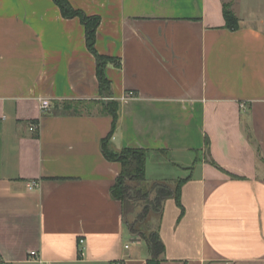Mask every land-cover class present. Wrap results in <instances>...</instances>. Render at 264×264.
I'll use <instances>...</instances> for the list:
<instances>
[{
  "label": "crops",
  "instance_id": "1",
  "mask_svg": "<svg viewBox=\"0 0 264 264\" xmlns=\"http://www.w3.org/2000/svg\"><path fill=\"white\" fill-rule=\"evenodd\" d=\"M69 1L99 17L96 51L121 64L105 69L109 100L79 18L54 0H0V264H147L149 230L134 234L112 196L109 136L146 151L147 183L185 180L182 208L168 198L134 221L157 219L161 264H264V14L235 0ZM78 101L90 106L64 111Z\"/></svg>",
  "mask_w": 264,
  "mask_h": 264
},
{
  "label": "trees",
  "instance_id": "2",
  "mask_svg": "<svg viewBox=\"0 0 264 264\" xmlns=\"http://www.w3.org/2000/svg\"><path fill=\"white\" fill-rule=\"evenodd\" d=\"M57 6L60 8L61 13L66 19L79 18L86 28L87 46L89 51L96 57L97 60V78L99 82L100 95L102 97L111 98L112 86L111 82L105 75V69L110 64L120 67V62L116 59L99 55L96 51V32L100 23L99 17H89L82 11L75 9L69 0H54ZM224 16L227 23V27L230 30H237L239 28V20L231 10V5H225ZM86 102L78 101L64 104L65 112H76L79 110L81 104ZM118 103L116 101L105 104V110L110 114L114 123L118 118ZM103 153L109 161L119 162L122 165L121 174L117 179L115 186L112 189V196L114 199L125 202H132L131 184L137 183L144 185V187H150V191L157 193L155 199L148 206L144 208V214L152 212L157 215L162 213L163 203L168 198H174L182 208L181 204V187L185 180H179L176 183L175 188L170 187L167 184H149L145 178V162L146 151L142 149H122L116 151L112 148L111 137L109 136L102 143ZM145 219V216H144ZM138 234L139 232H135ZM141 237L147 240L152 257L148 260L147 264H161V256L164 254L165 246L160 237L158 231H151L150 233H142Z\"/></svg>",
  "mask_w": 264,
  "mask_h": 264
},
{
  "label": "rangeland",
  "instance_id": "3",
  "mask_svg": "<svg viewBox=\"0 0 264 264\" xmlns=\"http://www.w3.org/2000/svg\"><path fill=\"white\" fill-rule=\"evenodd\" d=\"M235 5H236V10L239 11V14L241 13H249L253 12L255 14H264V0H235ZM87 106H81L79 110H81L83 107L86 108ZM84 111V110H81ZM79 111V112H81ZM131 194H132V202L133 206H128L130 202L128 203L126 201V215H127V220L129 222V225L133 227L135 232H140L141 230H149L148 232L150 233L152 230L156 229V223L157 219L155 220L152 225H146L142 227L139 224L135 225L134 221L138 219V222H142L144 219V211L141 212V206H148L152 201L155 199L157 193L154 191H150V187H144V185L133 183L131 184ZM132 212L131 214H129Z\"/></svg>",
  "mask_w": 264,
  "mask_h": 264
},
{
  "label": "built area",
  "instance_id": "4",
  "mask_svg": "<svg viewBox=\"0 0 264 264\" xmlns=\"http://www.w3.org/2000/svg\"><path fill=\"white\" fill-rule=\"evenodd\" d=\"M128 97H134V93H132V92H130L129 93V95H128ZM106 100H109V98H105ZM40 108H41V110H43V111H48V110H50L51 108H52V105H51V102L48 100V99H40ZM30 130L32 131V132H36L37 130H38V126L36 125V124H33L31 127H30ZM36 187V185L35 184H33L32 185V187H31V189L32 188H35ZM80 244L81 245H83L84 244V240L82 239V240H80ZM80 255H81V257L84 255V249L81 247V249H80Z\"/></svg>",
  "mask_w": 264,
  "mask_h": 264
}]
</instances>
